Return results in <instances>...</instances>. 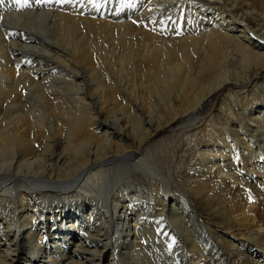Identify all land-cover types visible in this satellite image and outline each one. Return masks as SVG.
Returning <instances> with one entry per match:
<instances>
[{
    "label": "bare ground",
    "instance_id": "bare-ground-1",
    "mask_svg": "<svg viewBox=\"0 0 264 264\" xmlns=\"http://www.w3.org/2000/svg\"><path fill=\"white\" fill-rule=\"evenodd\" d=\"M14 1L0 264H264V0Z\"/></svg>",
    "mask_w": 264,
    "mask_h": 264
},
{
    "label": "rangeland",
    "instance_id": "rangeland-1",
    "mask_svg": "<svg viewBox=\"0 0 264 264\" xmlns=\"http://www.w3.org/2000/svg\"><path fill=\"white\" fill-rule=\"evenodd\" d=\"M26 1V2H25ZM40 1H42V0H23L21 3L22 4H24L23 2H25V4H28V3H30L31 4V2H32V4H31V6H35V8H36V5H38L39 3H40ZM0 12H2V11H4V10H7V9H11L12 7H14L15 6V1L14 0H0ZM36 2V3H35ZM39 2V3H38ZM4 5H3V4ZM14 4V5H13ZM24 4V5H25ZM35 4V5H34ZM105 8H107V5L105 4V5H103ZM123 5H121L120 7H122ZM2 8V9H1ZM5 8V9H4ZM135 25H136V22H133ZM222 95H223V93L221 94V91L220 92H218L217 93V95L214 97V99H213V102H212V104L210 105L211 107V109L209 108L208 109V112L206 111L204 114H203V117H202V119H201V121H200V123L201 124H199L200 126L201 125H203V124H205L204 122H206L207 121V119H208V117H209V115L212 113V112H214L215 110H216V105H217V103L219 102V100L221 99V97H222ZM216 102V103H215ZM215 104V105H214ZM213 109V110H212ZM208 116V117H207ZM206 120V121H205ZM165 135V133H161L158 137H157V139H160V138H162L163 136Z\"/></svg>",
    "mask_w": 264,
    "mask_h": 264
},
{
    "label": "snow or ice",
    "instance_id": "snow-or-ice-1",
    "mask_svg": "<svg viewBox=\"0 0 264 264\" xmlns=\"http://www.w3.org/2000/svg\"><path fill=\"white\" fill-rule=\"evenodd\" d=\"M20 2V0H17V3H19Z\"/></svg>",
    "mask_w": 264,
    "mask_h": 264
}]
</instances>
